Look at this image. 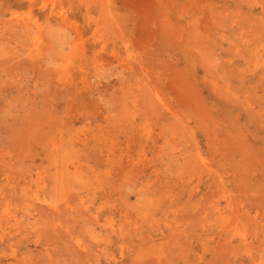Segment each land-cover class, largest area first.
<instances>
[{
  "label": "rangeland",
  "instance_id": "374dc122",
  "mask_svg": "<svg viewBox=\"0 0 264 264\" xmlns=\"http://www.w3.org/2000/svg\"><path fill=\"white\" fill-rule=\"evenodd\" d=\"M0 264H264V0H0Z\"/></svg>",
  "mask_w": 264,
  "mask_h": 264
},
{
  "label": "bare ground",
  "instance_id": "6f19581e",
  "mask_svg": "<svg viewBox=\"0 0 264 264\" xmlns=\"http://www.w3.org/2000/svg\"><path fill=\"white\" fill-rule=\"evenodd\" d=\"M9 128V127H8Z\"/></svg>",
  "mask_w": 264,
  "mask_h": 264
}]
</instances>
